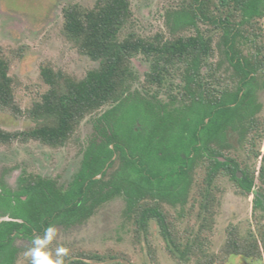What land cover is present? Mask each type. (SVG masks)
Here are the masks:
<instances>
[{
  "label": "trees",
  "instance_id": "1",
  "mask_svg": "<svg viewBox=\"0 0 264 264\" xmlns=\"http://www.w3.org/2000/svg\"><path fill=\"white\" fill-rule=\"evenodd\" d=\"M132 2L96 0L90 7L64 8V36L98 66L78 79L42 65L48 90L27 112L35 126L0 128V144L34 140L52 148L64 147L88 117L95 129L67 183L24 171L13 188L0 177V264H16L19 239L32 241L50 225L82 226L118 198L136 234L149 240L156 222L181 264H219L232 256L264 262V223L256 232L230 228L220 254L207 236L221 176L244 196L254 195L255 211L264 212V164L257 176L240 159L241 152L258 158L264 138V0H190L172 13L168 35L154 36L131 29ZM221 53L224 60L217 58ZM138 56L150 62L145 83L156 87L154 93L133 90ZM10 72L0 47V110L21 116ZM197 168L205 170L199 227L182 233L166 207L187 204Z\"/></svg>",
  "mask_w": 264,
  "mask_h": 264
},
{
  "label": "rangeland",
  "instance_id": "2",
  "mask_svg": "<svg viewBox=\"0 0 264 264\" xmlns=\"http://www.w3.org/2000/svg\"><path fill=\"white\" fill-rule=\"evenodd\" d=\"M95 1L0 0V47L11 62L10 74L15 81L17 101L23 110L21 116L0 110V128L17 132L35 126L27 112L48 90L41 77L42 65L51 63L56 69L78 79L98 66L80 53L63 34L64 8L72 4L90 7ZM189 3L190 0H133L134 22L130 27L150 36L168 35L173 26L172 13L188 7ZM259 26L264 31V19L260 20ZM217 58L224 60L223 53L218 54ZM134 66L139 80L135 82L133 90L139 94H144L145 89L150 93L156 92V87L149 88L145 83L150 62L143 56H138ZM260 83L259 100L264 105V79ZM94 133V122L92 117H88L64 147L52 148L34 140L0 144V176L4 174L7 182L14 187L24 171L67 183L79 170ZM256 150L260 152L258 158L241 152L240 159L247 162L251 169H256L258 176L264 164V138ZM204 178V168H197L187 204L184 207H166V212L171 219L177 220L178 229L182 233L196 231L199 227L201 198L198 191ZM216 184L219 188L218 201L214 222L211 223L212 228L207 236L211 239L214 252L220 254L230 228L237 227L243 233L251 230L256 232L264 223V212L255 211L254 195L241 194L229 177L221 176ZM260 185V181H257L255 189ZM125 207L124 199L118 198L100 208L82 226L68 229L57 227V237L48 246V251L54 254L60 246L70 249L69 256L65 257L66 264H78V261L84 264H181L169 253L158 224H151L149 240L142 234L137 235L135 227L124 218ZM16 244L21 248L16 264H30L31 258L25 256V253L32 247L31 241L19 239ZM93 255L102 259L94 260ZM219 264L264 262L232 256Z\"/></svg>",
  "mask_w": 264,
  "mask_h": 264
},
{
  "label": "clouds",
  "instance_id": "3",
  "mask_svg": "<svg viewBox=\"0 0 264 264\" xmlns=\"http://www.w3.org/2000/svg\"><path fill=\"white\" fill-rule=\"evenodd\" d=\"M58 230L54 225L45 228L43 236H34L32 247L25 253L31 258V264H66L65 257L69 256L70 249L60 246L55 253L48 251V246L57 237Z\"/></svg>",
  "mask_w": 264,
  "mask_h": 264
},
{
  "label": "flooded vegetation",
  "instance_id": "4",
  "mask_svg": "<svg viewBox=\"0 0 264 264\" xmlns=\"http://www.w3.org/2000/svg\"><path fill=\"white\" fill-rule=\"evenodd\" d=\"M3 176L5 177V175L3 174ZM1 177V176H0ZM7 181V180H6ZM9 184V183H8ZM10 185V184H9ZM11 186V185H10ZM16 186H17V183H16ZM16 186L14 187V186H12L13 188H16Z\"/></svg>",
  "mask_w": 264,
  "mask_h": 264
}]
</instances>
